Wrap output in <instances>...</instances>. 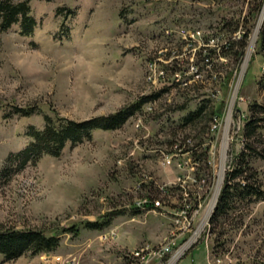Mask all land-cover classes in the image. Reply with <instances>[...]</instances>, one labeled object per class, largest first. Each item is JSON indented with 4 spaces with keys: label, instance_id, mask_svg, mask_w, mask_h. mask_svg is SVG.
<instances>
[{
    "label": "rangeland",
    "instance_id": "1",
    "mask_svg": "<svg viewBox=\"0 0 264 264\" xmlns=\"http://www.w3.org/2000/svg\"><path fill=\"white\" fill-rule=\"evenodd\" d=\"M257 2L30 0L33 32L21 35L18 24L0 32V169L29 142L27 126H43V113L88 120L147 99L120 127L94 130L59 156L44 155L0 180V229L60 237L52 252L7 261L0 254V264H264V200L241 203L215 228L209 223L225 172L238 152L249 151L246 143L258 152L251 165L264 187V50L258 44L264 0L254 13ZM65 9L74 14L63 17ZM63 22L69 34L59 38ZM246 32L242 57L220 56L222 43ZM205 44L217 52L211 65L203 62ZM153 63L164 77L150 78ZM176 71L187 85H175ZM205 99L218 107L217 116L181 125ZM32 105L39 113L6 116L12 106ZM244 118L258 126L246 140ZM192 147L210 165L199 180L183 152ZM148 193L163 208L133 211ZM181 210L186 219L175 215ZM110 211L121 212L106 226L84 227ZM72 225L77 234L63 231ZM172 237V251L156 257L151 248Z\"/></svg>",
    "mask_w": 264,
    "mask_h": 264
},
{
    "label": "trees",
    "instance_id": "2",
    "mask_svg": "<svg viewBox=\"0 0 264 264\" xmlns=\"http://www.w3.org/2000/svg\"><path fill=\"white\" fill-rule=\"evenodd\" d=\"M261 5L262 0H258L252 11L255 13L261 8ZM61 11L62 9H57L58 13ZM72 14H74L73 9H65L63 17L66 18L67 16H72ZM13 24L19 25L21 35L27 36L33 32L36 20L31 14L30 0H0V32L6 31ZM227 24L226 22L225 25L227 26ZM246 30L248 31V29ZM235 31H237V24L229 32L234 33ZM68 34V25L63 22L59 38ZM247 37V32L243 33L241 38L238 39L229 37L225 43L220 45V48L218 47L220 56L232 53L234 59L238 60L244 53ZM258 44L260 51L264 50V19L258 32ZM203 49L206 52L203 62H205V65H211L212 57L217 54L216 49L209 48V46H203ZM157 95L158 93H153L151 96L155 97ZM145 99L147 97H142L110 115L93 117L88 120L75 121L56 114L43 113V126L41 128H37L34 125L27 126L25 135L29 138V142L23 148L11 152L7 156L5 163L0 169V180H9L13 174L21 171L28 164H35L44 155L59 156L67 143L75 145L85 139H89L94 130H112L120 127L129 116L141 110L143 103L146 101ZM35 112L39 113L37 107L34 105L25 107L12 106L11 111L6 116L12 114L30 116ZM218 112V107L214 105L209 106V99H205L194 110L184 115L181 118L180 124L184 126H196L203 119H213V117L217 116ZM257 127L255 119L244 118L243 139L246 140V137L252 136ZM174 146L178 147L177 144ZM180 147L178 149L181 150ZM245 148L249 151L243 149L238 152L234 160L231 161L229 169L225 172L222 187L209 219V223L213 228L216 227L220 219L233 213L241 203L264 200V187L261 186L257 178V172L251 165V160L258 156V152L247 143L245 144ZM195 149L196 147H192L184 149L183 152L189 151L188 153L191 155L194 165H196V178L199 180L201 179L199 175L201 171L209 169L210 173V165L206 153H200L198 149ZM143 197H147L151 201L159 199L163 202L161 198H155L150 193L141 198ZM150 203L148 206L136 207L135 202L133 211L148 210L153 207ZM118 212L121 211H110L98 221H85L84 227L101 228L106 226L109 224L111 217ZM63 231H71L77 234L79 228L72 225L63 228ZM59 243L60 237L56 233L45 234L40 229H16L11 227L0 229V254L3 256L4 261L15 259L25 253L34 256L42 252H52L59 246Z\"/></svg>",
    "mask_w": 264,
    "mask_h": 264
},
{
    "label": "built area",
    "instance_id": "3",
    "mask_svg": "<svg viewBox=\"0 0 264 264\" xmlns=\"http://www.w3.org/2000/svg\"><path fill=\"white\" fill-rule=\"evenodd\" d=\"M189 35H190V32H188V36ZM190 36L193 37V33ZM190 36L188 37L189 40H190ZM211 39H213V38H209V40H211ZM209 40L207 39V41H209ZM204 46H209V45L205 44ZM153 64L155 65V63H153ZM153 64H150L149 66H150V69H156V76H150V78H161V77H164V71L162 69L157 68L156 65L154 66ZM193 68H194L193 76H195L197 78L200 77L201 72H200L198 66L194 65ZM173 76H174L175 84H178L179 86L187 85V83L185 81L180 79L179 72L176 71ZM188 79H191V77L188 78ZM166 161L169 162V159H167ZM185 162H187V161H185ZM193 164H194V162H193ZM182 190L185 191V189L183 187H182ZM163 191L165 192V190H163ZM184 194L187 195V192H185ZM149 202L152 203V204L150 203V205H153V207H151L150 209L163 208V202L161 200L155 199V200L151 201L147 197H143V198L138 199V201H136L135 205H144V206L147 205L148 206ZM182 212H183V210H181L180 212L176 211L175 215L178 216V217H183L184 219H186V215H183L184 212L183 213ZM176 220L178 221V219H176ZM178 231L179 230H176L177 233H178ZM174 237H172L171 239L166 241L165 244H163L160 248L153 249V247H152L151 251H153V254L154 255L156 254L157 255L156 257H159V256L162 257L163 255H167L168 253H170L172 251V249L174 248V245H175V241H174L175 238ZM142 251L143 250H140L139 252L136 251L133 254L139 255L140 252H142Z\"/></svg>",
    "mask_w": 264,
    "mask_h": 264
},
{
    "label": "bare ground",
    "instance_id": "4",
    "mask_svg": "<svg viewBox=\"0 0 264 264\" xmlns=\"http://www.w3.org/2000/svg\"><path fill=\"white\" fill-rule=\"evenodd\" d=\"M251 49H252V46H251V48L249 49V52H248V55H249V53H250V51H251ZM231 110V109H230ZM227 123H229V116L227 117ZM228 128H227V126L225 127V131L227 130ZM227 136V135H226ZM225 143H226V140H224V142H223V145H222V149L225 147ZM225 155V154H224ZM224 163V162H223ZM215 200L217 199V196H216V198H214ZM217 201V200H216ZM215 204V201H213L212 203H211V205H210V207L209 208H211L212 207V205H214ZM138 206H144V205H138Z\"/></svg>",
    "mask_w": 264,
    "mask_h": 264
}]
</instances>
